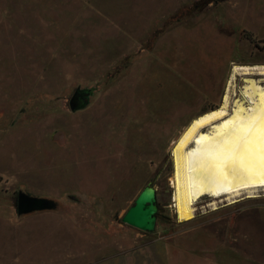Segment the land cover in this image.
Returning a JSON list of instances; mask_svg holds the SVG:
<instances>
[{"label": "rangeland", "instance_id": "1", "mask_svg": "<svg viewBox=\"0 0 264 264\" xmlns=\"http://www.w3.org/2000/svg\"><path fill=\"white\" fill-rule=\"evenodd\" d=\"M263 17L264 0H0V264H264V197L179 221L170 181L232 62H264ZM77 86L94 90L70 111ZM146 183L151 232L119 220ZM17 191L55 207L18 214Z\"/></svg>", "mask_w": 264, "mask_h": 264}, {"label": "bare ground", "instance_id": "2", "mask_svg": "<svg viewBox=\"0 0 264 264\" xmlns=\"http://www.w3.org/2000/svg\"><path fill=\"white\" fill-rule=\"evenodd\" d=\"M224 87L220 103L193 116L171 143L179 221L195 216L201 198L208 199L202 209L215 210L264 197V63L232 62ZM258 213L264 218V210Z\"/></svg>", "mask_w": 264, "mask_h": 264}, {"label": "water", "instance_id": "3", "mask_svg": "<svg viewBox=\"0 0 264 264\" xmlns=\"http://www.w3.org/2000/svg\"><path fill=\"white\" fill-rule=\"evenodd\" d=\"M94 87H75L68 98L67 104L70 111L83 107ZM13 204L16 213L36 209H52L55 202L50 198L28 195L17 191ZM158 207L155 200V189L146 183L135 195L131 205L121 214V223L132 226L143 232H151L154 228Z\"/></svg>", "mask_w": 264, "mask_h": 264}, {"label": "crops", "instance_id": "4", "mask_svg": "<svg viewBox=\"0 0 264 264\" xmlns=\"http://www.w3.org/2000/svg\"><path fill=\"white\" fill-rule=\"evenodd\" d=\"M217 1L220 2V1H222V0H217ZM262 19H264V17H263ZM258 63H264V62H258Z\"/></svg>", "mask_w": 264, "mask_h": 264}]
</instances>
